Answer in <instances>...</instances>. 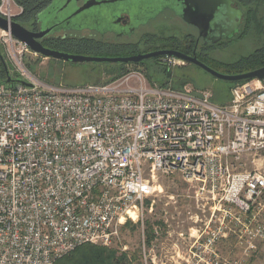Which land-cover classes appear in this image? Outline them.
Here are the masks:
<instances>
[{
	"label": "built area",
	"instance_id": "obj_1",
	"mask_svg": "<svg viewBox=\"0 0 264 264\" xmlns=\"http://www.w3.org/2000/svg\"><path fill=\"white\" fill-rule=\"evenodd\" d=\"M23 13L0 0L9 23ZM0 45L20 77L0 85V264H57L84 245L112 247L117 227L140 221L137 208L172 171L211 204L204 228L180 234L175 264H244L219 252L231 225L245 257L257 250L264 79L235 85L223 105L209 90L161 87L135 69L105 84L51 87L28 72L36 54L26 43L0 29Z\"/></svg>",
	"mask_w": 264,
	"mask_h": 264
},
{
	"label": "rangeland",
	"instance_id": "obj_2",
	"mask_svg": "<svg viewBox=\"0 0 264 264\" xmlns=\"http://www.w3.org/2000/svg\"><path fill=\"white\" fill-rule=\"evenodd\" d=\"M244 11L247 15L239 36L231 43L212 52L213 59L219 63L232 65L256 50L264 48V0H255ZM251 18L255 20H250ZM249 21L251 24L246 27ZM29 24L35 26V19L29 20ZM31 26L27 29L31 30ZM39 27L40 30H45L51 27V22L46 20ZM0 51L10 73L14 74V67L6 58L1 45ZM25 66L37 80L51 87L75 88L89 84H105L120 78L128 70L135 69L142 71L151 83L159 84L176 80L175 84L186 82L185 88L209 90L217 104L229 95L227 93L229 86L226 82L216 79L202 69L184 64L171 70L154 61L104 69L103 64H75L35 55L26 58ZM94 68L98 69L95 71ZM257 159L261 160L260 164L264 170V152ZM245 163L244 170L255 169L252 163L247 161ZM156 185L159 188L158 193L146 199L143 205L137 208L140 214L134 217V221L137 222L139 219L140 221L135 224L130 219L124 222V219V224L117 227L112 249L117 250L119 256L126 255L132 264L179 262L178 249L175 245L180 244V234L183 232L189 236L191 230L204 228V222L211 217V204L197 201L194 190L178 171L160 173ZM130 215L131 213L128 216ZM219 215L223 217L224 214ZM260 222L264 224V213ZM234 228V225H231L227 236L219 243L221 256L230 261L245 259L244 264H264V240L258 244L256 251L245 257L244 249L238 243V236L232 232ZM149 230L152 231L150 236Z\"/></svg>",
	"mask_w": 264,
	"mask_h": 264
},
{
	"label": "flooded vegetation",
	"instance_id": "obj_3",
	"mask_svg": "<svg viewBox=\"0 0 264 264\" xmlns=\"http://www.w3.org/2000/svg\"><path fill=\"white\" fill-rule=\"evenodd\" d=\"M35 1V6L39 8L33 17L35 26H31L27 20L18 21L19 23L26 28L31 26L32 32H39L40 24L49 20L54 27L52 36L55 37V42L67 38L85 40L88 44L87 56L93 57L129 58L159 51H176L196 58L207 66L218 68L220 63L213 59L212 52L234 41L245 20L244 15L233 16V11L240 8L236 0H231V11L220 8L204 38L199 27L184 20L187 9L185 0ZM92 3L94 4L89 9L76 15L85 5ZM41 41L39 40L40 43ZM162 60L163 58H158L138 64L103 65L104 69L122 68L149 61L161 64ZM184 65L199 68L188 62H184ZM94 69L96 71L98 68Z\"/></svg>",
	"mask_w": 264,
	"mask_h": 264
},
{
	"label": "water",
	"instance_id": "obj_4",
	"mask_svg": "<svg viewBox=\"0 0 264 264\" xmlns=\"http://www.w3.org/2000/svg\"><path fill=\"white\" fill-rule=\"evenodd\" d=\"M92 4L85 5L82 9H80L76 15L80 14L81 12L89 9ZM231 0H185V6L187 9L184 12V20L194 26L199 27L201 35L206 38L208 30L211 29L212 23L215 20V14L220 8H225L226 10L231 11ZM233 16L241 17L243 16V12L241 9H237L233 11ZM216 27V26H215ZM54 27H49L45 30H40L39 32H32L28 30L22 24L13 21L9 23L7 20L0 17V29L11 32V34L19 39L20 41L27 44V46L36 53L47 59H54L64 62H71L75 64H82V63H92V64H138L145 60L151 59H158V58H175L181 62H188L192 63L206 73L210 74L211 76L224 81L226 83H235V82H245L250 81L253 79H264V67L244 73L239 75H228L217 72L216 70L212 69L211 67L205 65L204 63L200 62L196 58H191L189 56L183 55L176 51H159L155 53H151L144 56H137V57H129V58H105V57H93L87 55H77V54H69L64 53L52 49L45 48L39 40L46 38L47 36L52 35ZM0 60L3 64L4 71L7 75V82H12L13 79L11 78L9 68L7 63L0 51ZM27 87H32V84L24 82Z\"/></svg>",
	"mask_w": 264,
	"mask_h": 264
},
{
	"label": "trees",
	"instance_id": "obj_5",
	"mask_svg": "<svg viewBox=\"0 0 264 264\" xmlns=\"http://www.w3.org/2000/svg\"><path fill=\"white\" fill-rule=\"evenodd\" d=\"M236 1L244 16H246L247 14L244 11L245 8L252 4L255 0ZM35 2V0H17V3L24 7V13L22 16L16 19L17 22H20L21 20L29 21L33 19L34 15L37 13L36 10L39 9L35 6ZM252 19L253 18H251L250 20ZM249 24H251L250 21L247 22L246 27H249ZM257 26H259V23H257ZM85 42V40H81L79 38H67V40H60L55 42V37H53L52 35L47 36L41 41L42 45L48 49L57 50L69 54L88 55V53H86L88 44H86ZM209 66L220 70L224 74L228 75H239L248 73L264 67V48L256 50L250 56L244 57L240 61L232 65L220 63L218 68L213 65ZM10 75L13 81L9 83L7 82V75L0 60V85H9L20 81V77L16 72H14V74L10 73ZM175 82L176 80L169 82L167 81L159 84L161 87H171L172 89L176 90H183L187 85L186 82H183L181 84H175ZM240 83L243 82L227 83V85L229 86L227 91V93H229V95H227L228 99L225 97L223 99L221 98L222 101H220V105H223L230 100L231 88ZM148 234L149 236L152 235V231L149 230ZM112 248L113 246L102 247L96 245H84L76 249L69 255L65 256L64 258L58 260L57 264H132L130 258H127L126 255L119 256L117 250ZM133 259L136 260L134 256Z\"/></svg>",
	"mask_w": 264,
	"mask_h": 264
},
{
	"label": "bare ground",
	"instance_id": "obj_6",
	"mask_svg": "<svg viewBox=\"0 0 264 264\" xmlns=\"http://www.w3.org/2000/svg\"><path fill=\"white\" fill-rule=\"evenodd\" d=\"M16 21V20H15ZM17 22V21H16ZM19 23V22H18ZM21 24V23H20ZM33 52V51H32ZM34 53V52H33ZM36 54V53H35ZM37 55V54H36ZM5 59V58H4ZM130 213L127 214V216L129 215ZM125 219V218H124Z\"/></svg>",
	"mask_w": 264,
	"mask_h": 264
}]
</instances>
